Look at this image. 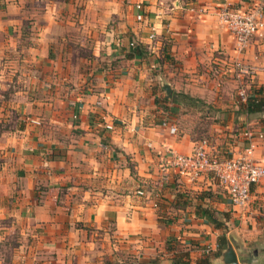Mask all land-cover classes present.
Here are the masks:
<instances>
[{"label":"crops","instance_id":"0c3cea01","mask_svg":"<svg viewBox=\"0 0 264 264\" xmlns=\"http://www.w3.org/2000/svg\"><path fill=\"white\" fill-rule=\"evenodd\" d=\"M20 1L0 0V104L19 117L0 131V264H226L228 249L264 264V180L235 207L213 178L179 176L168 154L206 140L220 157L243 155L250 133L264 165V110L237 96L264 98V38L238 55L217 17L264 0H48L25 18L40 47L23 71ZM56 27L77 31L80 42L61 34L58 45L89 43V60L51 59ZM236 60L250 70L241 82Z\"/></svg>","mask_w":264,"mask_h":264},{"label":"built area","instance_id":"2783aa9c","mask_svg":"<svg viewBox=\"0 0 264 264\" xmlns=\"http://www.w3.org/2000/svg\"><path fill=\"white\" fill-rule=\"evenodd\" d=\"M139 14L137 21H142V4L135 5ZM218 21L228 30L234 41L235 51L243 54L253 39L264 38V5L262 2L253 1L241 7L222 6L219 10ZM234 69L238 73L235 78L242 81L244 76L250 74V70L237 60ZM264 71V58H263ZM240 101L246 102L247 96L243 87H239ZM168 127L169 134H175L176 128L163 122ZM248 145L243 155L220 157L210 151L206 140L197 141L189 154H179L169 150L170 164L179 176L189 180H197L201 177H211L221 184L227 191L231 204L235 207H245L249 201L251 188L261 180H264V165L254 162L251 156L254 151L252 136L246 133ZM262 138V136H259ZM139 195L144 192L138 191Z\"/></svg>","mask_w":264,"mask_h":264},{"label":"rangeland","instance_id":"374dc122","mask_svg":"<svg viewBox=\"0 0 264 264\" xmlns=\"http://www.w3.org/2000/svg\"><path fill=\"white\" fill-rule=\"evenodd\" d=\"M46 1L48 0H21L20 5L25 8L24 13H21L20 16L24 17L23 22L21 23L22 27L19 29L18 36L16 37V42L17 44L14 45L15 50L13 52L17 56V61L19 65V70L23 71L26 67V65H30L31 63H27L26 57L32 55V52H34L38 47H40L36 42V37L37 34L40 32L39 30L32 29L31 25L29 24V20H26L25 18L29 17L32 15L33 8H35V17H39L40 15V10L42 7H44ZM30 9V12H28ZM34 17V18H35ZM32 20V19H31ZM26 26H29L26 28ZM56 26V25H55ZM52 38L54 42L49 46L48 53L49 57L52 59L55 57V55L58 54V52L61 50H69L73 54H78L81 57H85L87 60L90 58V52L89 50L91 49V46L89 43H85L82 45V49H79V45H76L75 43L70 44V46H60L58 45V41L61 37V34H66V35H71L73 36V42H80L81 38L79 35H77V31H70V33L67 31V29H63L60 27H56V29L52 30ZM9 44V43H8ZM13 47V49H14ZM10 53V51H8ZM54 59V58H53ZM18 79H17V85L16 87L20 90V92H25V85H26V80L27 76L26 73L24 72H18ZM240 89V88H239ZM238 89V92H239ZM246 94V93H245ZM237 96L239 97L238 93ZM2 107V121L0 122V131L3 130H9L12 127H17L19 126V117L17 116L18 112L16 113L15 110H12L10 108V104H0ZM8 116V117H7ZM7 119H4L6 118ZM186 121H183L184 123L181 124L182 128H186L189 126V118L185 119ZM193 122H195V119H191Z\"/></svg>","mask_w":264,"mask_h":264},{"label":"trees","instance_id":"16d2710c","mask_svg":"<svg viewBox=\"0 0 264 264\" xmlns=\"http://www.w3.org/2000/svg\"><path fill=\"white\" fill-rule=\"evenodd\" d=\"M134 53H138L137 52V48H135ZM139 54V53H138ZM185 102H198L200 103L199 100H195V99H191L187 96H184V98L182 99ZM245 107H246V111L248 112H261L264 110V98H259V97H247L246 102L242 103ZM225 242V239L222 238L220 239L219 242V246H223Z\"/></svg>","mask_w":264,"mask_h":264},{"label":"water","instance_id":"95a60500","mask_svg":"<svg viewBox=\"0 0 264 264\" xmlns=\"http://www.w3.org/2000/svg\"><path fill=\"white\" fill-rule=\"evenodd\" d=\"M225 259H226L225 260L226 264H238L236 260V256L234 255V252L231 249H228L227 252L225 253Z\"/></svg>","mask_w":264,"mask_h":264}]
</instances>
